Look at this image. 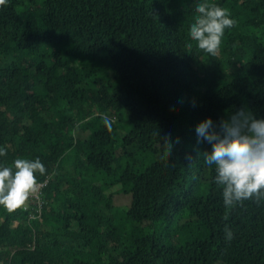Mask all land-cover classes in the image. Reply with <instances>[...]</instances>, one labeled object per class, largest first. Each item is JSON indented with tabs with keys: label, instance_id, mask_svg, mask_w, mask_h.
Returning a JSON list of instances; mask_svg holds the SVG:
<instances>
[{
	"label": "trees",
	"instance_id": "16d2710c",
	"mask_svg": "<svg viewBox=\"0 0 264 264\" xmlns=\"http://www.w3.org/2000/svg\"><path fill=\"white\" fill-rule=\"evenodd\" d=\"M197 2L0 4V164L46 169L40 209L0 205V264H264V198L225 206L195 133L264 117V0H206L235 21L215 56Z\"/></svg>",
	"mask_w": 264,
	"mask_h": 264
},
{
	"label": "clouds",
	"instance_id": "9594fccd",
	"mask_svg": "<svg viewBox=\"0 0 264 264\" xmlns=\"http://www.w3.org/2000/svg\"><path fill=\"white\" fill-rule=\"evenodd\" d=\"M5 0H0V4ZM196 15L188 34L196 46L215 56L226 28L234 19L226 8L200 0L195 4ZM103 123L109 130L112 120L107 115ZM170 128V126H169ZM197 141H204L209 149L202 152L205 164L212 165L213 182L221 187L223 204L264 198V117H257L242 106L227 118L214 121L207 116L195 125ZM6 152L0 146V156ZM185 158L191 160V154ZM45 165L37 156L33 159L15 158L12 167L0 164V205L8 210L22 205L37 190L36 173L44 174ZM226 230V237L231 238Z\"/></svg>",
	"mask_w": 264,
	"mask_h": 264
},
{
	"label": "built area",
	"instance_id": "2783aa9c",
	"mask_svg": "<svg viewBox=\"0 0 264 264\" xmlns=\"http://www.w3.org/2000/svg\"><path fill=\"white\" fill-rule=\"evenodd\" d=\"M44 185H45L44 182L41 183V182L37 181V190L34 193H31L28 196V198L26 199V200H30V201H32L31 200L32 198L37 199L34 203L38 206V209H40L41 206H42L41 192H42V189H43Z\"/></svg>",
	"mask_w": 264,
	"mask_h": 264
},
{
	"label": "rangeland",
	"instance_id": "374dc122",
	"mask_svg": "<svg viewBox=\"0 0 264 264\" xmlns=\"http://www.w3.org/2000/svg\"><path fill=\"white\" fill-rule=\"evenodd\" d=\"M115 189H117V187L112 188L113 192L115 193V201H116V203L119 204V205L120 204L121 205L122 204H128L130 202L129 199H131V195H128V196L125 197L124 195L117 194L116 191H114ZM108 192H110V190ZM117 217H119V216L117 215Z\"/></svg>",
	"mask_w": 264,
	"mask_h": 264
}]
</instances>
